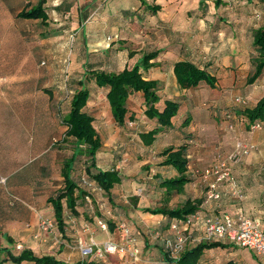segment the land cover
<instances>
[{"label": "crops", "instance_id": "1", "mask_svg": "<svg viewBox=\"0 0 264 264\" xmlns=\"http://www.w3.org/2000/svg\"><path fill=\"white\" fill-rule=\"evenodd\" d=\"M44 1L43 7L47 13V19L43 23L40 19L16 17L18 12L25 7L35 6L38 0H0V59L3 65L13 66L20 63V56L16 58L14 49L19 50L26 45V47L33 48V42L36 44L38 40L45 41L49 45L58 43L63 40L66 33L75 29L74 32L79 36L77 56L74 54L77 60L79 58L78 66L81 65L84 68L91 66L93 69L108 72L119 71L126 65L136 63L143 52L159 50L158 56L152 60L154 65L142 70L145 79L157 81L156 92L159 95V101L155 104L156 107L161 109L165 100L183 96L178 113L171 121V128L158 134L151 145L146 146L142 143L143 158H140L137 166L144 168V172L139 171L144 175H141L142 181H135L140 186L135 189L134 183L127 178L128 175L115 165L113 168L118 170L122 176L121 182L111 189L110 195H106L101 189L100 191L89 190L91 193L89 199L96 201L102 196L111 205L116 203V206L123 208V205L118 202L119 198H130L133 204H129L126 209L131 211L127 215L115 211L110 218L130 220L132 224H138L140 221L149 223L148 220L157 219L159 225L162 223L159 215L144 213L140 208H153L159 205L174 207L186 199H201L198 210L206 215L240 211L264 224L263 216L258 214L256 200L250 198L251 194L243 197L242 200L230 196L228 182L216 187L220 192L218 199L206 200L205 192L210 188L213 178L204 174L205 169L227 154H221V152L216 153L217 155L213 154L215 153L214 147L209 144V136L206 134H216L215 138L220 142L219 149H222L221 143L225 145L227 142L233 145L236 137L238 138L242 133L247 137L243 140L249 148L248 153L264 146V125L260 128H247L244 119L236 114L240 105L234 104L233 100L235 97L246 96L249 101L253 100L250 104L253 105L258 98L264 95V71L253 84L245 85L246 76L251 71V60L257 55L252 45V31L264 24V0H237L238 6L243 2L255 3L248 10V14H257L254 20L259 19L260 16L263 17L261 24L253 23L247 28L241 25L247 19L239 12L237 16H233L240 22L238 26L221 22L214 23L219 19L222 22L228 21L227 14L225 16L214 15L215 5L218 3L223 6L221 9L225 8L224 6L228 9L232 7L231 2L235 0ZM101 2L103 3L100 4ZM204 2L208 4L207 8L204 7ZM154 5L158 6L155 12L150 10V6ZM52 33L57 36H43ZM178 34H184L183 38L180 39ZM199 34H201V41L198 38ZM248 34L250 37H247ZM38 35L42 37L39 39ZM130 51L133 52L131 57H129ZM179 60L191 61L214 74L217 77L216 86L212 88L203 82L194 88L180 89L172 71L173 64ZM241 64L244 65L243 67L247 66L243 72L239 70ZM239 72L243 75L239 76ZM4 74L0 75L1 80L16 79L18 83L14 88H0V248L8 247L14 253L12 246L18 244L17 241L24 243L23 248L33 250V225L35 223L38 225L41 219L54 220V217L49 214V209L52 207H45L48 203L46 201L48 197L45 198L46 188L49 179L52 178L56 163L55 158H46L49 148L54 146V142H51L55 141L54 131L43 134L40 131L42 122L40 125L33 122V111L37 110V95L41 97V110L43 112L51 110L52 118L55 112L62 111V104L55 90V92L50 88L38 90L36 86L33 89V80L37 82L36 72L11 74L9 71ZM242 82H244V87ZM64 85L66 86V74ZM91 96L92 92L89 100ZM89 100L86 110L93 116V125L103 146L106 141L102 139L101 130L95 126L96 116L91 112L92 109L88 108ZM127 103L128 109L129 106L132 108L129 110V115L132 114L134 118L131 121L127 120L126 124H131L133 121L136 122L135 117L138 116L136 111L143 114L142 93L132 94ZM135 105H137V110H135ZM213 109L216 111L211 112ZM57 116L62 115L57 114ZM142 116L145 119L143 122L148 126L142 131L151 129L154 122L147 119L144 114ZM110 117L112 124L116 125L111 112ZM186 117L189 122L183 124ZM33 128L36 129L35 134L38 136L40 149L44 152L34 165ZM157 141L158 146L155 144ZM183 142L190 146L187 153L190 181L182 192L173 195L167 201L157 179L174 177L176 173L170 168L157 166L160 158L156 156V153L169 145H179ZM224 145L223 149L226 151ZM95 166L106 169L98 167L96 162ZM247 170L244 172L246 176H240L241 178L239 174L237 177L234 174L237 172L235 167L232 171L233 179L241 188L246 187V178L251 176V171ZM84 173H86L85 167ZM71 175L73 178V170ZM143 178L149 179L150 184H147V180L144 181ZM152 193H154L153 198L150 195ZM124 201L127 202L125 199ZM99 207L101 208V205ZM66 213L64 214L65 220ZM93 230L95 229L92 227H83V230H77V232L86 235ZM92 236L91 234L88 239L95 242L93 240L95 237ZM8 237L13 240L12 243L7 240ZM36 237V240H40L38 234L34 235V238ZM63 246L70 248L69 244ZM243 251L248 257H253L249 250L243 248ZM79 260H84V258L77 256V261ZM239 262L241 260L237 259L233 261V264H241ZM252 264L259 263L253 262Z\"/></svg>", "mask_w": 264, "mask_h": 264}, {"label": "trees", "instance_id": "2", "mask_svg": "<svg viewBox=\"0 0 264 264\" xmlns=\"http://www.w3.org/2000/svg\"><path fill=\"white\" fill-rule=\"evenodd\" d=\"M44 2V0H38L35 6L30 8L25 7L18 12L16 17L19 19H40L44 23L47 19V13L43 7ZM157 9V5L150 6V10L153 12ZM252 45L257 55L251 60V71L246 76V84H253L264 71V24L253 29ZM158 54L159 50L145 51L136 63L126 65L119 71L108 72L93 69L91 66H85L84 68L81 65L77 68V61L74 62L70 70H67L66 91L70 94V100L66 113L60 116V118L61 125L64 127L63 141L73 143L74 150L68 158L63 160L60 167L62 186L46 200L52 207L53 226L57 228L61 237L65 238L66 236L65 229L67 222L64 219L65 212H68L71 216H79L78 203L80 201L83 202L86 197H91L88 191L79 188L71 175L78 155H86L87 157L88 162L85 165L87 176L85 179L99 187L106 195H110L111 189L121 182L122 177L119 171L113 167L100 169L95 166L96 153L102 147V140L93 125V116L86 110L87 101L92 91L88 85L90 84L91 87L99 88L104 92L111 116L118 127H124L127 120H133V115H129L127 102L132 94L141 92L144 98L143 114L147 119L154 122V126L149 130L140 131L139 138L144 145L149 146L154 142L158 134H162L165 130L171 128V121L177 115L181 100L183 99V96H177L173 99L165 100L161 109L156 107L155 104L159 101V95L156 92L157 81L145 79L142 70L153 66L154 62L152 60ZM131 56H133V52L130 51L129 57ZM172 71L180 89L194 88L203 82L212 88L216 86L217 77L208 72L204 67L191 61H176L173 64ZM45 91L49 90L45 89ZM243 103L244 101L239 97L234 99V104L240 105L236 110V114L244 119L246 127L251 128L256 123L263 126L264 95L258 98L253 105L242 106ZM187 119L188 117L184 118L183 124L187 122ZM189 147L186 142H183L179 145H169L156 153V156L160 158V161L156 165L170 168L176 173L174 177L165 179L155 178L162 188V194L167 201L173 195L182 192L185 185L190 181L188 176L189 159L187 156ZM92 169H95V171H92ZM200 203L201 199H186L183 203L177 204L174 207L159 205L153 208H140L144 213L159 215L161 218L162 223L157 226L159 231L156 232L159 235L157 238L162 240L160 247H158V251L162 256L161 262L166 264H205L203 257L207 252L214 249L239 250L245 254L243 248H233L234 245L220 240H200L195 242L189 240L184 249L176 256H171L165 250L164 240L172 238L173 235L170 227L172 223H175L178 229L193 238L198 239L202 237L203 229L200 228L199 223L187 222L191 213L198 210ZM93 216L95 220H89L91 225H93L92 228H97L96 226H99V223L102 222L106 226L102 230H113L114 223L110 219L103 217L99 212H94ZM123 225L131 234L130 226ZM147 237L143 235V241L147 242L149 240V237ZM7 240L10 243L13 242L10 237ZM1 254L3 255L1 256ZM245 257H247L246 254ZM23 261L33 264H99L93 260H79L69 263L52 254L38 255L30 248H22L17 254L12 253L8 247L0 248V264H6V262L21 264ZM225 264H233V262L229 260Z\"/></svg>", "mask_w": 264, "mask_h": 264}, {"label": "rangeland", "instance_id": "3", "mask_svg": "<svg viewBox=\"0 0 264 264\" xmlns=\"http://www.w3.org/2000/svg\"><path fill=\"white\" fill-rule=\"evenodd\" d=\"M103 2H101L100 4H102ZM204 4V7L207 8L208 4L205 2ZM254 4L243 2L242 4H240V6H238V2L237 0H235L231 2L232 7H228V9H226L227 7L224 6L225 8L221 9L223 6L217 3L214 7V15L220 14L221 16H225L227 14L226 19L228 21L222 22L221 19H219L214 23L216 24L217 22L219 24L221 22L222 24L238 26L240 22H238V19L234 18L233 16H237V12H239L244 15L247 19V21L241 24L244 26V28L251 27V24L253 23L256 25L261 24L263 17L260 16L259 19L254 20L257 14H248L249 8H251ZM251 20L255 22H251ZM74 31L75 29L71 30V32L69 33H66L64 35L63 40L59 41L58 43H53L49 45L45 41L38 40L36 44H34L33 42V48L26 47V45L24 48H20L19 50L17 48L14 49L13 51L16 54V58L20 56L21 61L19 64H15L13 66H10L9 64L3 65L0 59V75L8 73L9 71L11 72V74L14 72H36L37 82L33 80V82L36 84L34 85L33 83V89L36 86L38 90H43V88H50L53 91L55 90L56 95L59 97L58 100L62 104V111H58V113L55 112L53 119V112L51 110H47L46 112H43L41 110V97L37 95L38 106L37 110L33 111V122H37L39 125L42 122V128L40 131L43 134H49L50 132H52V130L54 131L53 139L55 141H51L54 142V146L53 148H49V151L47 153L48 157L46 158H55L56 163L54 165L52 178L49 179V183L47 184V192L45 193V198L53 195L57 191V189L62 186L60 167L62 165L63 159L68 158L74 150L73 143L63 141L64 127H62L60 123V116H57V114L64 115L66 113L70 95L68 91H66L67 88L64 85V76L65 74H67V70H70L73 67L74 62L79 60V58L77 60L76 57L78 53L77 38L79 36ZM52 35H54V37L57 36L55 33L48 35L44 34L43 36L48 37ZM105 35L107 36L108 34ZM183 35L184 34H178V37L181 39L183 38ZM200 35L201 34L198 35L199 40ZM41 37L42 35H38L39 39ZM247 37H250L249 34ZM74 54H76V56H74ZM243 66L244 65L241 64L239 69L242 72L244 71V68L247 67ZM77 68H79L78 63ZM239 73V76L243 75V73ZM17 83L18 81L16 79H11L7 81L1 80L0 88H14L15 84ZM242 84L244 87V82H242ZM88 86L90 87V89L93 90L91 91L92 96L89 100L88 108H91V112L95 114V126L98 128V130H101L102 139L106 141L97 153L96 165L101 168L115 167V165L119 166V170L128 175L127 178H130L129 181L134 183L136 189L138 186H140V184L136 183L135 181H142L141 175H144V173L141 174L139 172L140 170L144 172V168L142 169L140 165L137 166V163H139L140 158H143V150L141 149L142 142L139 138V132L145 130L148 127L147 123L143 122L145 120L143 119V114L141 112L136 111V114L138 115L137 117H135L136 122L133 121V123L126 124V126L124 127H116V125L112 124V119L110 117L109 112V105L106 99L104 98V92L102 90H96V88L91 87L90 84ZM235 98H233V100ZM239 98L244 101L242 106H249L253 102V100L249 101L248 97L246 96H242ZM137 109V105H135V110ZM129 110H132L130 106ZM215 111V109L211 110V112ZM35 132L36 129L33 128V165L36 163L37 159L44 154V152L40 149V145L37 140L38 136L35 134ZM206 135L209 136V144L214 147L215 153L213 154H216L218 152H221V154H228L234 149L236 142L242 141L243 143H245L244 140L247 139V137L244 136L245 134L242 133L238 136V138L236 137L233 145H230L227 142L225 145L221 143L220 146L222 147V149H219L218 147L220 142L218 141V139L215 138L216 134L212 135V133H209ZM155 144L158 146L159 142L157 141ZM223 145L226 151H224ZM57 160L59 162H57ZM87 162L88 161L86 155H78L73 166V178L77 182L80 189H84L89 192V189H87V187L82 183V179L86 178L87 176V174L84 173V167ZM234 167L235 169H237V172H234L236 177L238 174L239 177L246 176L244 175V172L247 169L251 171V176L249 178H246L247 183L245 184V186L247 188H241L240 186L239 187L242 189L244 197L249 196L251 194L250 198L256 200L255 204L256 206H258V214L260 216H263L264 218V146L263 148H259L258 150L253 149L252 152L242 156L241 159L232 166V171L234 170ZM136 170L137 173H135ZM92 171H95V169H92ZM143 179L144 181L147 180V184H150L149 179ZM93 190L100 191L98 189ZM153 194L154 193L150 194L152 198L154 197ZM119 199L120 200L118 202L123 205V208H119V206H116V203H113L111 205L109 202H106V199L102 198V196L96 201L92 199L89 200V198L83 200V202L80 201L77 207L79 211L78 217H73L68 212L66 213L65 218L67 223L65 229V238L61 237L59 231L54 226L43 228L39 225V223L38 225L37 223H35L33 225V250L38 255L42 253L54 254L57 258H60L61 260L67 261L69 263H74L77 262V256H80V258L82 256L81 252L79 251V246L89 245L92 240L88 238L92 234L95 238L98 235L96 240L92 236L94 238L93 240L97 243V246L93 247V254H91L90 256L83 257V261L93 260L94 262H97L99 264H166L161 262L162 256L158 251V247H160V242L162 240L157 238V236H159L156 233L157 231H159L157 229V219L148 220L149 223H141L140 221L138 224H132L130 220H115L114 218H110L112 213L115 211H120L123 215H127L131 211L127 210L126 207H128L129 204H133L132 200L128 197ZM124 199L127 200V202H125ZM149 204L151 203L149 202ZM99 205H101V208L99 207ZM45 207L51 206L49 203H47ZM49 211L50 216H53L52 209H49ZM94 212H99L100 214H102L103 217L110 219L114 223L113 230H102L97 225V228H94L95 230H93V232H88L86 235L77 232V230H83V227L93 226L91 225V222H89V220H95L93 216ZM119 224H126V226L129 225L131 227V237H133V241L130 242V245L136 246L139 250V257L137 260L132 259V257H130L125 252V250H116L114 253L102 252V254L99 255L98 248H101L103 242L111 241L114 244L120 246H123V244H125V234L122 228L118 226ZM95 231L98 233H96ZM35 234H38V238H40V240H36L37 237L34 238ZM143 235L149 237V243L148 241H143ZM17 242L18 244L16 243L14 246H12L14 253L21 250L24 246V243L19 241ZM64 244H69L70 248L68 246H63ZM235 247L241 248L238 246H233V248ZM2 255L3 254H1V256ZM244 258L246 260H243ZM237 259L241 260V262H239L241 264H252L253 262L258 263L256 257H245V254L239 250L214 249L212 251L207 252L206 255L203 257V261L205 264H225L229 260H232L233 262ZM6 264L14 263L6 262ZM21 264L33 263L23 261Z\"/></svg>", "mask_w": 264, "mask_h": 264}, {"label": "built area", "instance_id": "4", "mask_svg": "<svg viewBox=\"0 0 264 264\" xmlns=\"http://www.w3.org/2000/svg\"><path fill=\"white\" fill-rule=\"evenodd\" d=\"M260 127L261 125L259 123L252 125V128ZM248 152L249 148L247 144L238 141L234 149L226 154L224 158H219L216 163L204 170L205 175L213 178L210 188L205 192L206 200L218 199L220 197V192L216 187L225 182H228V192L230 196L238 200L243 199V191L232 177V166L237 163L242 156L248 154ZM82 183L89 190H100L99 187L88 182L85 178L82 179ZM86 199H88V197H86ZM187 222L199 223L200 228L203 229V235L198 239L193 238L189 234H185L182 230L178 229L175 223H172L170 226L173 231L172 238L164 240L165 250L168 251L171 256H176L181 252L189 240L192 242L200 240H220L249 250L251 254L257 258L259 264H264V224H262L260 220L247 216L240 211L235 213L224 212L220 215H206L200 210H195L191 213ZM39 225L43 228L53 227V221L41 219ZM99 227L105 229L106 226L104 223L100 222ZM119 227L122 228L125 234V244L120 246L111 241L103 242L101 248H98L99 255H101L102 252L114 253L116 250H125L132 259L137 260L139 257V250L136 246L130 245V242L133 241V237H131L129 230L123 224ZM95 246H97V244L93 241H91L89 245H80L79 251L82 257L93 254V247Z\"/></svg>", "mask_w": 264, "mask_h": 264}]
</instances>
